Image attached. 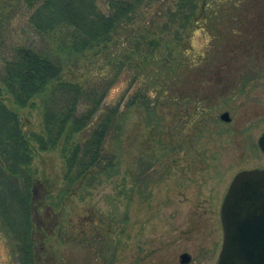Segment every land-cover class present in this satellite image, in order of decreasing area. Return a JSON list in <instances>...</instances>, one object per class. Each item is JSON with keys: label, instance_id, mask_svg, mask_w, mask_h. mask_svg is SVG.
I'll return each instance as SVG.
<instances>
[{"label": "rangeland", "instance_id": "rangeland-1", "mask_svg": "<svg viewBox=\"0 0 264 264\" xmlns=\"http://www.w3.org/2000/svg\"><path fill=\"white\" fill-rule=\"evenodd\" d=\"M29 1L0 0V58L16 44L55 48L51 35L35 34L29 27ZM205 1L207 8L217 7L216 21L212 16L201 27L191 21L176 32V21L167 29L160 26L164 16L148 31L118 30V46L116 39L112 47L108 43L105 59L95 49L65 64L64 78L78 81L94 77L95 69L106 71L114 60L135 73L147 70L148 84L167 92L155 107L147 109L136 99L124 110L123 131L114 144L116 171L93 186L60 193L62 141L52 151L35 149L31 194L36 264H214L223 236L220 206L232 178L243 169L264 168V153L257 145L264 131V55L258 62L249 55L248 65L237 67L215 59L220 43L231 34L228 16L236 12L232 1L237 0H198L199 21ZM175 3L170 0L171 9ZM202 66L218 74L219 85L208 82L201 71L192 73ZM195 74L203 94L223 87L222 95L210 102L202 94L180 99L188 86L184 82ZM126 87L127 80H121L107 99L122 97ZM1 99L19 113L25 132L43 131L42 98L22 108L10 94L3 92ZM225 111L228 121L220 118ZM10 240L1 228L0 264H16L15 242ZM183 252L190 256L185 263L180 261Z\"/></svg>", "mask_w": 264, "mask_h": 264}, {"label": "trees", "instance_id": "trees-1", "mask_svg": "<svg viewBox=\"0 0 264 264\" xmlns=\"http://www.w3.org/2000/svg\"><path fill=\"white\" fill-rule=\"evenodd\" d=\"M197 1L176 0L174 9L169 5L170 0L28 2L32 9L27 19L29 27L35 34L51 35L55 48L36 47L32 42L16 44L0 58V229L15 242L12 247L16 251L13 256L16 264H36L38 259L32 232L35 209L31 191L35 188L37 172L33 165L35 149L52 151L62 141L59 153L65 171L60 193H74L81 187L93 186L103 175L109 176L116 171L114 144L123 131L121 117L124 110L136 104V99L144 102L147 109L155 107L156 101L167 92L164 88L159 90L158 84L157 90L148 84L151 81L147 70V74L144 70L135 73L113 59L106 71L95 69L94 77L78 81L64 78L65 64L75 62L85 52L95 49H101L105 59L110 53L108 48L117 41L114 37L120 35L118 30L138 27L148 31L158 26V20L164 16L167 20L160 26L167 29L176 21V32L188 27L191 21L200 27L212 16L216 21L219 11L215 4L207 8L206 1L199 11L202 20L196 18ZM232 3H236L237 10L228 16L231 34L220 43L216 52L219 56L215 59L227 61L232 67L246 63L247 66V56L253 55L258 62L264 55V0ZM149 46L155 47V44ZM204 68H197L192 73L201 71L203 77L208 76V82L219 85L218 74H213V69L212 74L208 73ZM154 71L152 68L151 73ZM227 72L232 74V69ZM155 76L156 73L152 78ZM124 79L127 87L122 97L108 100L111 88ZM184 84L188 86L180 99H196L202 94V99L210 102L222 95L220 88L223 87L212 88L209 95L203 94L198 74ZM3 92L10 94L13 103L21 108L33 105L37 97L42 98L43 131L25 132L19 113L2 101Z\"/></svg>", "mask_w": 264, "mask_h": 264}, {"label": "water", "instance_id": "water-1", "mask_svg": "<svg viewBox=\"0 0 264 264\" xmlns=\"http://www.w3.org/2000/svg\"><path fill=\"white\" fill-rule=\"evenodd\" d=\"M220 118L230 119L226 111ZM257 145L264 153V131ZM220 220L223 236L216 264H264V168L235 174L220 206ZM189 259L188 253L180 254L182 263Z\"/></svg>", "mask_w": 264, "mask_h": 264}, {"label": "flooded vegetation", "instance_id": "flooded-vegetation-1", "mask_svg": "<svg viewBox=\"0 0 264 264\" xmlns=\"http://www.w3.org/2000/svg\"><path fill=\"white\" fill-rule=\"evenodd\" d=\"M218 254H219V252L217 253V256H216V259H215L214 264H216V262H217V260H218Z\"/></svg>", "mask_w": 264, "mask_h": 264}]
</instances>
